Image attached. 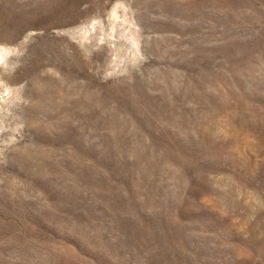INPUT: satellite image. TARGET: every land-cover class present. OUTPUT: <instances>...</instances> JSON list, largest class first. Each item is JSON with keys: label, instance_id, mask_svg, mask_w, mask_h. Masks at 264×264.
<instances>
[{"label": "rangeland", "instance_id": "rangeland-1", "mask_svg": "<svg viewBox=\"0 0 264 264\" xmlns=\"http://www.w3.org/2000/svg\"><path fill=\"white\" fill-rule=\"evenodd\" d=\"M0 52V264H264V0H0Z\"/></svg>", "mask_w": 264, "mask_h": 264}, {"label": "bare ground", "instance_id": "bare-ground-1", "mask_svg": "<svg viewBox=\"0 0 264 264\" xmlns=\"http://www.w3.org/2000/svg\"><path fill=\"white\" fill-rule=\"evenodd\" d=\"M0 55H1V52H0ZM3 56V55H2Z\"/></svg>", "mask_w": 264, "mask_h": 264}]
</instances>
